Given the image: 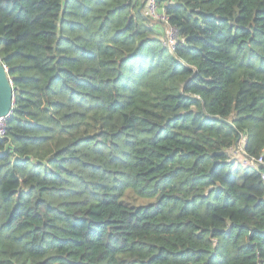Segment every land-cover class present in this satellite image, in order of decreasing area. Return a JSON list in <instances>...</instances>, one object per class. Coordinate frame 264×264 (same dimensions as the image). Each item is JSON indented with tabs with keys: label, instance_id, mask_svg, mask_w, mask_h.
I'll return each mask as SVG.
<instances>
[{
	"label": "trees",
	"instance_id": "16d2710c",
	"mask_svg": "<svg viewBox=\"0 0 264 264\" xmlns=\"http://www.w3.org/2000/svg\"><path fill=\"white\" fill-rule=\"evenodd\" d=\"M156 1L0 0V264H264V0Z\"/></svg>",
	"mask_w": 264,
	"mask_h": 264
},
{
	"label": "built area",
	"instance_id": "2783aa9c",
	"mask_svg": "<svg viewBox=\"0 0 264 264\" xmlns=\"http://www.w3.org/2000/svg\"><path fill=\"white\" fill-rule=\"evenodd\" d=\"M141 3L143 4L144 15L153 22L155 21L161 24L163 43L171 49L176 38V31L167 23V16L164 14L163 9L158 7L156 0H141ZM5 119L6 117H0V136H3L5 133ZM241 141V146H238L237 144L236 146L231 147L230 151L233 150L235 152H240L244 158L248 160L247 165L252 168H256L260 164L264 166V158L262 156L256 158L245 154L243 151L244 139L242 138L240 142ZM261 177L264 180V174H262Z\"/></svg>",
	"mask_w": 264,
	"mask_h": 264
},
{
	"label": "water",
	"instance_id": "95a60500",
	"mask_svg": "<svg viewBox=\"0 0 264 264\" xmlns=\"http://www.w3.org/2000/svg\"><path fill=\"white\" fill-rule=\"evenodd\" d=\"M143 4L141 3V9ZM13 92L11 80L8 78L7 69L0 61V117H6L13 105Z\"/></svg>",
	"mask_w": 264,
	"mask_h": 264
},
{
	"label": "rangeland",
	"instance_id": "374dc122",
	"mask_svg": "<svg viewBox=\"0 0 264 264\" xmlns=\"http://www.w3.org/2000/svg\"><path fill=\"white\" fill-rule=\"evenodd\" d=\"M143 12V14H144V11H142ZM241 146L242 145V141L241 142H239V144H238V146ZM229 155L231 156V157H234L237 161H239L241 164H243V165H247L248 163V160H246V158H244V156L240 153V152H235V151H233V150H229Z\"/></svg>",
	"mask_w": 264,
	"mask_h": 264
},
{
	"label": "crops",
	"instance_id": "0c3cea01",
	"mask_svg": "<svg viewBox=\"0 0 264 264\" xmlns=\"http://www.w3.org/2000/svg\"><path fill=\"white\" fill-rule=\"evenodd\" d=\"M141 1V0H140ZM142 9H143V6H142Z\"/></svg>",
	"mask_w": 264,
	"mask_h": 264
}]
</instances>
